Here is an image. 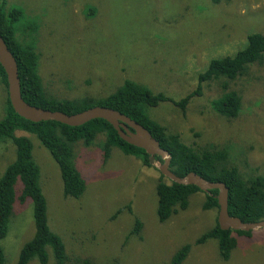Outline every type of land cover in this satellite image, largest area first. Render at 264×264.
<instances>
[{"label":"rangeland","instance_id":"rangeland-1","mask_svg":"<svg viewBox=\"0 0 264 264\" xmlns=\"http://www.w3.org/2000/svg\"><path fill=\"white\" fill-rule=\"evenodd\" d=\"M6 4L23 11L16 38L33 40L37 73L45 91L58 99L102 98L125 80H133L178 102L196 89L198 75L212 59L244 49L251 33L264 34V0L218 4L211 0H6ZM28 22H32L29 29L25 28ZM33 27H37L35 33L30 32ZM246 73L234 80L203 83L201 95L191 98L183 112L162 101L148 107L146 114L188 146L228 147L230 162L242 174L256 169L264 176V55ZM223 84L241 95V110L234 119L211 108ZM5 103L0 83V119ZM15 133L28 137L32 144L48 226L61 238L69 258L64 264H74L71 257L91 258L94 264L114 259L120 264H166L185 243L191 249L183 264H264V228L249 231V236L232 233L236 248L226 261L218 256L216 241L195 244L215 226L218 215L202 209L203 191L189 197L187 210L178 209L167 221L159 222L154 190L158 161L146 166L139 158L112 148L103 162L99 147L103 136H97L89 147L78 142L73 161L85 190L78 199L64 198L60 171L48 151L34 135ZM14 157L12 142L0 143V177ZM20 188L17 182L16 195ZM147 203L144 216L142 206L146 209ZM123 219L127 221L120 224ZM136 219L143 223L141 239L126 238ZM34 232L32 201H16L7 235L0 239L4 264L16 263ZM47 253L46 264H57L50 248ZM28 264L39 262L32 259Z\"/></svg>","mask_w":264,"mask_h":264},{"label":"trees","instance_id":"trees-1","mask_svg":"<svg viewBox=\"0 0 264 264\" xmlns=\"http://www.w3.org/2000/svg\"><path fill=\"white\" fill-rule=\"evenodd\" d=\"M214 4L229 0H211ZM6 0H0V35L9 51L14 56L20 80V91L23 100L34 107L48 111H59L67 115L80 113L96 106L110 108L126 115L148 130L156 139L160 147L171 155L169 169L175 175L183 177L193 172L210 182L224 183L228 189V213L239 218L244 223H255L264 220V176L251 169L248 174H242L239 168L229 160L226 146H208L194 148L182 142L180 136L169 132L167 128L149 118L146 114L148 107H155L162 101H169L183 112L194 96L201 95L202 84L212 80H234L244 76L248 67L260 63L264 55V34L251 33L247 37V46L237 51L233 56L212 59L207 69L197 77V86L178 102L161 93H153L145 86L133 80H125L116 90L102 98L83 96L72 99H58L49 95L37 73L38 55L33 40H19L16 30L23 20L24 13L19 7H6ZM28 22L25 28L29 29ZM37 27L30 32L35 33ZM32 35L29 34V37ZM0 83L6 95L5 114L0 119V143L10 140L15 147V157L0 177V239L8 232L9 219L13 213L16 201L23 204L30 199L33 205V220L35 232L20 249L15 264H28L36 259L39 264H46L48 260L47 248H50L57 264L69 262L65 253V246L61 238L54 234L47 219V205L39 184V168L32 157V144L28 137L16 136V131H23L34 135L40 144L48 151L57 164L62 180V195L64 198L78 199L85 190V182L76 169L73 161V148L78 142L85 147L93 145L97 136H103L100 144L102 161L106 162L112 148H117L124 155L139 158L144 165L149 164V155L140 148L123 141L115 129L105 120L94 119L84 125L71 127L53 121L31 122L20 117L12 108L7 92V78L0 65ZM222 94L211 102L213 111L226 119L236 118L241 110V95L235 90H229L226 84L222 86ZM155 161L162 160L155 156ZM159 172V171H158ZM20 183L19 194L16 195V183ZM157 196L156 215L159 222L167 221L172 214L179 210L185 211L190 207L189 197L203 193L196 186L178 185L164 178L159 172V179L155 185ZM205 194L202 209L218 212L217 190ZM126 208L130 209L129 206ZM143 223L136 219L127 238L141 239ZM238 236H249V232L221 230L217 219L215 226L200 235L195 244H204L214 240L217 243L218 256L226 261L236 248ZM191 245H181L166 264H183ZM74 264H94L91 258H72ZM70 261V262H71ZM5 257L0 247V264H4ZM71 262V263H72ZM103 264H120L117 259Z\"/></svg>","mask_w":264,"mask_h":264},{"label":"water","instance_id":"water-1","mask_svg":"<svg viewBox=\"0 0 264 264\" xmlns=\"http://www.w3.org/2000/svg\"><path fill=\"white\" fill-rule=\"evenodd\" d=\"M0 65L5 71L7 78V92L13 110L22 118L37 123L42 121H53L63 125L78 127L94 120L102 119L108 122L117 132L118 136L134 147L143 149L149 155V163L155 162L158 156L162 162L158 165L160 173L170 181L178 185H194L202 191L218 190L217 203L219 213L217 220L221 230H233L249 232L255 229L264 228V220L255 223H244L237 217L228 215V189L224 183L210 182L190 172L179 177L170 171L171 155L160 147L159 142L154 139L146 128L110 108L93 107L80 113L67 115L59 111H48L27 104L20 91V80L17 63L9 51L5 41L0 35Z\"/></svg>","mask_w":264,"mask_h":264},{"label":"flooded vegetation","instance_id":"flooded-vegetation-1","mask_svg":"<svg viewBox=\"0 0 264 264\" xmlns=\"http://www.w3.org/2000/svg\"><path fill=\"white\" fill-rule=\"evenodd\" d=\"M156 185V184H155ZM155 190V189H154ZM148 208H149V205H148V203L146 204V209H144V205L142 206V211L144 212V216L145 215H147L148 214ZM131 211V209H128V212H130ZM130 213H132V212H130ZM150 217V216H149ZM115 219V216L114 217H111V220L113 221ZM133 220H134V218H133ZM127 221V219H123L122 220V222H120V224H122V223H125ZM119 224V225H120ZM129 232V231H128ZM128 232H127V234H126V238H127V235H128Z\"/></svg>","mask_w":264,"mask_h":264},{"label":"bare ground","instance_id":"bare-ground-1","mask_svg":"<svg viewBox=\"0 0 264 264\" xmlns=\"http://www.w3.org/2000/svg\"><path fill=\"white\" fill-rule=\"evenodd\" d=\"M156 162V161H155ZM150 165H152L151 163H149ZM159 164H160V162H159ZM158 168V167H157ZM158 171H159V169H158ZM160 172V171H159ZM161 174V173H160ZM162 175V174H161ZM163 176V175H162ZM164 177V176H163ZM164 178H166V177H164ZM167 180H169L168 178H166ZM170 181V180H169ZM198 188V187H197ZM199 189V188H198ZM200 190V189H199ZM214 190H216V189H214ZM200 191H202V190H200ZM210 191H212V190H209V191H203V192H205V193H209ZM218 191V190H217ZM218 195V194H217ZM216 198H217V196H216ZM219 206V205H218ZM218 213H219V207H218ZM228 215H229V213H228ZM230 216V215H229ZM230 217H232V216H230ZM233 218V217H232ZM217 222H218V220H217ZM218 225H219V223H218ZM220 228V227H219ZM224 231V230H223ZM242 232H244V231H242Z\"/></svg>","mask_w":264,"mask_h":264}]
</instances>
